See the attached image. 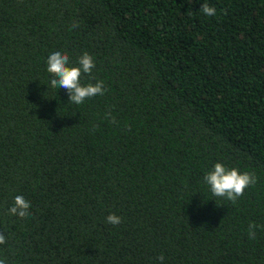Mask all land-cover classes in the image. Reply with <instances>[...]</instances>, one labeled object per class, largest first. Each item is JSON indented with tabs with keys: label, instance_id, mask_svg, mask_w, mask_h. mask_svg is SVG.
<instances>
[{
	"label": "trees",
	"instance_id": "1",
	"mask_svg": "<svg viewBox=\"0 0 264 264\" xmlns=\"http://www.w3.org/2000/svg\"><path fill=\"white\" fill-rule=\"evenodd\" d=\"M57 50L104 94L53 88ZM216 162L257 178L235 203ZM0 232L7 264H264V0H0Z\"/></svg>",
	"mask_w": 264,
	"mask_h": 264
},
{
	"label": "clouds",
	"instance_id": "2",
	"mask_svg": "<svg viewBox=\"0 0 264 264\" xmlns=\"http://www.w3.org/2000/svg\"><path fill=\"white\" fill-rule=\"evenodd\" d=\"M201 9L206 16L216 15V9L208 4H202ZM78 26L76 23L73 24V27ZM94 67V59L87 52H84L78 58V64L74 66H69V56L66 52L57 50L49 54L47 58V71L53 76L50 80L51 86L55 89H65L68 93V100L77 105L82 104L87 98L104 94L105 88L102 80L86 85L80 83L82 74L91 75ZM113 122L115 121L113 120ZM256 179L253 173L240 172L236 168L229 169L220 162H216L213 169L204 176V181L210 186L214 196L225 197L233 203L244 194L246 188L256 183ZM29 207L30 202L22 195H17L14 197V203L8 209V212L20 217H27L30 214L28 211ZM106 220L113 225L121 222V218L112 213L106 217ZM257 227L259 226L250 222L248 227L250 239L254 240L256 238L255 230ZM5 242V234L0 232V244ZM157 260L160 261V264H163V255L157 257ZM0 264H7V258H0Z\"/></svg>",
	"mask_w": 264,
	"mask_h": 264
}]
</instances>
